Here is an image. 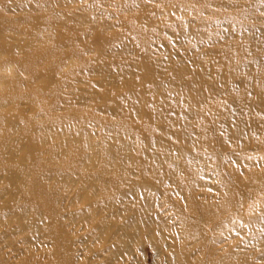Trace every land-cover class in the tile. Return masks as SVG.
<instances>
[{"label": "rangeland", "instance_id": "1", "mask_svg": "<svg viewBox=\"0 0 264 264\" xmlns=\"http://www.w3.org/2000/svg\"><path fill=\"white\" fill-rule=\"evenodd\" d=\"M263 46L264 0H0V264H264V116L241 127L232 115L243 95L263 92L264 101L263 83L245 75ZM144 66L166 88L165 111L196 138L189 171L169 173L178 155L150 169L158 161L145 162L136 146L155 131L134 109L136 101L152 109ZM194 68L211 80L223 73L193 111L180 86ZM173 70L185 75L173 79ZM116 121L130 133L105 126ZM46 126L85 133L100 151L121 135L133 161L106 196L82 195L87 170L66 152L54 158L57 139L40 141ZM78 152L90 150L83 142ZM31 169L30 178L12 175ZM140 181L151 189L133 193ZM228 186L235 206L225 205Z\"/></svg>", "mask_w": 264, "mask_h": 264}, {"label": "bare ground", "instance_id": "2", "mask_svg": "<svg viewBox=\"0 0 264 264\" xmlns=\"http://www.w3.org/2000/svg\"><path fill=\"white\" fill-rule=\"evenodd\" d=\"M44 1V0H43ZM263 54H264V46L262 47ZM262 55H255L251 61L249 62L247 68L245 69L246 74L249 79L252 77H257L260 83H263L264 86V56ZM34 58V57H33ZM179 69V67L177 68ZM176 70H173V73L171 75V78L173 79H179V77L185 75L184 71L175 72ZM143 76H145L146 79H152L154 83V95L153 100L150 102L149 105L152 104V109L155 110L153 113L152 109L149 112L148 110L144 109L140 101H136L134 104V109L136 112L139 113V115H142L144 118L147 119L148 123L151 124L155 131L153 132L154 139L147 140L146 138H136V146L139 147L142 152H144V157L142 158L145 162L147 160L156 159L158 161L157 165L154 166V163L152 164V167L150 169H157L159 168L160 161L168 162L173 158L174 156L178 155L180 157V164L178 163H172V168L170 170V174L177 173L180 171V168L182 164H184V169L186 171H189L191 169V166L198 163L199 159L194 155L192 147L196 146V138L191 136V133L186 132V127L183 125H180V117L177 116L176 118L171 113V111H165V106L168 104V98H166L164 95L166 94V88L163 84H155L156 76L153 75V71L151 70V67H143L142 69ZM235 72V71H234ZM217 73V74H216ZM215 76L218 75L219 78H214L211 80L208 77V74L205 72H202L201 70L194 68L192 69L193 76H189L190 79L188 83H182L180 86L183 89V101H185L188 105V110H193L194 107L198 106V96H203L205 91H210L211 93L215 91L218 88L220 77L222 76V73L220 70H216ZM210 75V74H209ZM247 80L244 81V85L246 86L245 92L248 93L250 91V81ZM248 81V82H247ZM131 86V85H130ZM139 85H134L131 88H137ZM264 91V87L261 89ZM176 91V90H175ZM131 97L133 94V90L131 91ZM263 92H258L254 98H249L245 95L239 98V108H235L231 106V103H222L223 110L226 112H230L229 109L235 108L236 113H232L233 116L238 121V124L242 127L243 125H252V123H255V120L259 119L261 116H264V101H263ZM179 94L180 93H176ZM155 99V100H154ZM202 99V98H201ZM200 99V101H202ZM243 99V100H242ZM109 106V107H108ZM107 110L115 109V107L111 105H106ZM207 111V110H206ZM153 115H152V114ZM209 113V112H208ZM246 113H252L255 115V118L251 119V121H244L242 118V115ZM120 114L121 119L123 117V112ZM196 114V113H194ZM231 123L233 126L232 130L236 131L239 125L234 124L233 122H230V120H225L223 123ZM228 123V124H229ZM129 124V123H128ZM105 126L107 128H113L115 126L119 129L123 130L125 134H129L131 129L126 128L127 122L124 123L122 121H116L114 123H106ZM46 134L42 136L40 139L41 143H46L49 139L54 138L57 139V144H55V149H53L54 158L60 157L61 154L66 152L71 158L73 164H81L83 163V168L87 171L82 174L81 176V194H87L89 197L95 196L99 191L101 192V197L106 196V191L113 187L116 181H118L124 174L126 173L127 169L124 167L125 163H129L133 161L132 155L129 152L131 143V140L122 138L121 135L114 136V142L112 145H106L102 148V150H97L96 145L92 142L89 135L85 133H79L76 137L72 138L69 136H63L61 133H56L54 135L51 134V132L48 131V127L45 128ZM11 141L14 139L11 138ZM17 142V141H16ZM85 143L86 147L90 150V153L86 158L82 159L78 152V146L80 143ZM16 143H12L11 145L14 146ZM28 149L27 151H34L32 149L29 150V145H27ZM207 153H205L206 157H212L215 159L214 155V145L206 146ZM22 151L23 150H19ZM204 155V156H205ZM264 155V153H263ZM146 157V158H145ZM36 159L40 162L43 161L44 158L39 157L36 155ZM45 160V159H44ZM81 162V163H80ZM182 162V163H181ZM144 163V162H142ZM146 164V163H145ZM142 165V164H141ZM99 167L98 170H96L94 173L91 171L95 167ZM142 170H145V167L143 169V166L141 167ZM37 169V168H36ZM149 169V168H148ZM23 176V177H29L34 176L36 174L35 170H30V172L22 173L21 170L15 171L12 175L14 178L17 176ZM94 175V176H93ZM142 182V183H141ZM145 181H140V183L134 185L132 188L133 193H138L143 188L145 189H151L149 186L143 184ZM68 185V184H67ZM230 188L228 186L227 190ZM232 189V187H231ZM234 193H230V189L227 193H229L226 197V206H235L240 202V198L237 195L235 189L233 188ZM231 190V191H232ZM131 191V190H130ZM111 201H106V203H110ZM105 203V204H106ZM145 204V203H144ZM258 204L261 205L262 209H264V196L259 197ZM142 207L143 203L141 204ZM140 206V207H141ZM106 208V207H104ZM141 220V224L145 225L146 223L144 217H139ZM264 218V213L262 216H260L258 219ZM242 220L239 222L240 224H243L245 222H249V219L241 218ZM133 224L136 222L135 220L131 221ZM130 222V223H131ZM131 223V224H132ZM128 225V232L126 235L133 239L137 234V229H134L132 225ZM229 257V256H228ZM228 257L223 258V261H227Z\"/></svg>", "mask_w": 264, "mask_h": 264}]
</instances>
